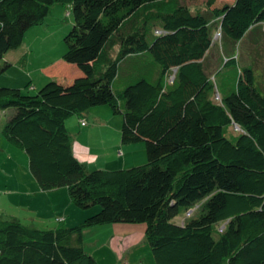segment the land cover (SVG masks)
Segmentation results:
<instances>
[{"label":"trees","instance_id":"16d2710c","mask_svg":"<svg viewBox=\"0 0 264 264\" xmlns=\"http://www.w3.org/2000/svg\"><path fill=\"white\" fill-rule=\"evenodd\" d=\"M202 3L0 0V75L50 7L70 9L61 62L78 76L46 75L33 95L0 85V136L26 156L40 193L65 189L75 209L98 207L73 227L0 219V264H96L82 232L116 223L143 225L153 264H264V93L237 60L242 42L264 45V0ZM97 106L121 116L119 143H143L145 164L90 170L75 159L66 122L84 127Z\"/></svg>","mask_w":264,"mask_h":264},{"label":"rangeland","instance_id":"374dc122","mask_svg":"<svg viewBox=\"0 0 264 264\" xmlns=\"http://www.w3.org/2000/svg\"><path fill=\"white\" fill-rule=\"evenodd\" d=\"M203 1L186 0V4L191 8H202ZM231 1L217 0V5H226ZM71 23L72 19L68 7L63 5L50 7L43 23L38 27L29 29L24 34L21 46L4 54L3 60L11 62L12 65L0 75V84L4 85L5 88L16 87L22 95H33L35 91L43 87L48 79L42 75L40 69L56 61H61V56L65 51L62 39L70 29ZM218 39L217 36L213 41L216 42ZM242 43L237 51V60L240 65L250 64L252 66L256 86L264 93V45L260 37L255 42ZM19 50L20 54H18ZM23 54H25V68L24 65H13V62H19L20 56ZM219 55L220 51L214 47L209 51L206 59L208 70H213L217 66ZM15 57L16 59L13 60ZM121 70L123 71V69ZM68 75L70 74L68 73ZM123 76L122 73H119L112 86L114 91H120L124 87ZM28 81H31L30 87L32 88H28ZM33 87L35 90H32ZM88 110L97 115L100 121L106 122L114 128V139L119 146L140 148L139 151L142 153L135 151V155L137 159L141 158L143 154V162L134 164L135 166L145 164L143 143L131 145L119 143L120 115L112 114L107 106H97ZM84 116L85 113L82 118H85ZM71 118L77 120L76 117ZM2 122V117H0V127ZM84 122L85 128L91 126L90 121L84 120ZM229 132L236 134L238 131L230 128ZM111 139L109 138L108 141ZM108 141L104 144L106 155L109 156L106 159L107 163L114 160L118 151L115 150L116 148H112V152L108 151ZM94 169L90 168V170ZM37 190L28 172L26 156L7 144L0 136V219H15L27 227L44 230L56 226L57 219L61 218L60 214L64 212L67 213V217L63 216V218L66 217V220L68 218L69 220L67 224L65 222L61 226L73 227L83 220L75 223L71 220L74 217L72 212L87 213L95 209L90 214L92 215L98 210L96 206L81 211L75 209L69 204L65 189L60 191L64 193V200L61 197L53 196L52 198L55 200L49 202H46L40 194H35L34 192ZM180 221L181 219H176V222ZM82 249L85 254L93 257L96 264H153L149 249L143 241L142 224L116 223L85 229L82 232Z\"/></svg>","mask_w":264,"mask_h":264},{"label":"crops","instance_id":"0c3cea01","mask_svg":"<svg viewBox=\"0 0 264 264\" xmlns=\"http://www.w3.org/2000/svg\"><path fill=\"white\" fill-rule=\"evenodd\" d=\"M38 27V26H37ZM31 29V28H30ZM20 54V50L18 52ZM13 58V60H15ZM25 68V65H24ZM42 75L46 77L49 76L52 79L62 76L67 78H73L78 76V74L70 67L65 64H63L61 61H56L52 64L46 65L42 67L41 69ZM68 73L70 75H68ZM31 81H28V88L30 87ZM2 85V84H0ZM11 87V86H10ZM14 89H18L16 87H11ZM32 90H35V87H33ZM0 117H2V112L0 113ZM85 118H82L83 120L90 121L91 126L88 128L82 127L79 128L77 126V121L74 119H70L66 122L67 127V133L70 136L71 139V152L75 159L79 161L80 163L86 164L89 168H95V169H104V170H115L116 168H126L129 166H135L134 164H141L143 162V154L141 155V158L136 159L135 151H139L140 148L137 147H124L119 146L114 139V128L109 125L106 122L100 121L97 115L93 114L92 111L87 110L85 112ZM3 120V119H2ZM108 124V125H107ZM113 131V132H112ZM113 136V137H112ZM93 138H95L93 140ZM109 138H112L110 141H108ZM115 140V141H114ZM108 141V147L107 150L112 152V148H116L117 156H115L114 160H110L108 163L106 159H108L109 156L106 155V148L104 147V144H106ZM135 157V158H134ZM115 166V167H114ZM121 166V167H120ZM63 191L62 189L53 191V192H45L40 193L38 190L35 191V194H40L44 197V200L46 202L53 201L55 198H52L53 196L60 198L64 200V193L60 192ZM91 212L87 213H81V212H72L74 214V217L71 219L75 223H78L83 219V217L88 216ZM67 213L64 212L60 214L62 219V223L67 224L66 215ZM59 216V215H58ZM63 216H66L63 218Z\"/></svg>","mask_w":264,"mask_h":264}]
</instances>
